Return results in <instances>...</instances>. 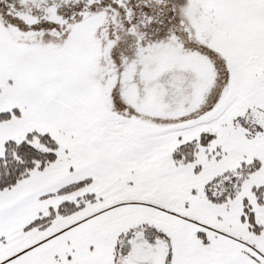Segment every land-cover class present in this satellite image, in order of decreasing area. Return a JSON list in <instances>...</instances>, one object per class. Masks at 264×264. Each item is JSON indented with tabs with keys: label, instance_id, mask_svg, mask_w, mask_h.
Returning a JSON list of instances; mask_svg holds the SVG:
<instances>
[{
	"label": "snow or ice",
	"instance_id": "1",
	"mask_svg": "<svg viewBox=\"0 0 264 264\" xmlns=\"http://www.w3.org/2000/svg\"><path fill=\"white\" fill-rule=\"evenodd\" d=\"M0 264H264V0H0Z\"/></svg>",
	"mask_w": 264,
	"mask_h": 264
}]
</instances>
